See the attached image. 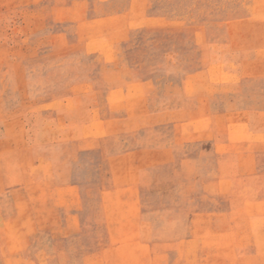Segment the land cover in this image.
<instances>
[{
  "label": "rangeland",
  "instance_id": "1",
  "mask_svg": "<svg viewBox=\"0 0 264 264\" xmlns=\"http://www.w3.org/2000/svg\"><path fill=\"white\" fill-rule=\"evenodd\" d=\"M0 264H264V0H0Z\"/></svg>",
  "mask_w": 264,
  "mask_h": 264
}]
</instances>
